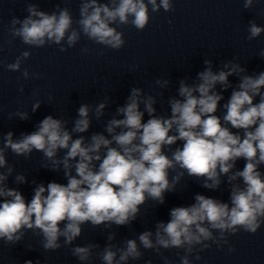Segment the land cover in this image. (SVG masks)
Masks as SVG:
<instances>
[{"label":"clouds","instance_id":"obj_1","mask_svg":"<svg viewBox=\"0 0 264 264\" xmlns=\"http://www.w3.org/2000/svg\"><path fill=\"white\" fill-rule=\"evenodd\" d=\"M258 2L243 0V8L252 9ZM161 9L173 11V0H80L76 20L67 7L57 6L49 14L29 4L24 19H11L9 43L18 38L30 47L57 45L60 52H65L83 35L94 44L119 50L126 41L118 28L131 25L143 31L151 20L150 12L159 13ZM246 30L249 41L264 33V27L254 19ZM81 51L87 53L89 48ZM30 55L23 51L6 65L7 70L21 72ZM258 55L264 58V49ZM203 63L204 69L191 82L188 78L179 80L176 95L167 99L168 115L157 114V97L162 102V92L153 95L132 87L103 131L84 135L89 133L93 118L100 121L114 102L109 96L95 106L82 103L74 119L48 115L30 133L15 137L9 131L0 137V247L22 244L30 231L41 237L44 252L68 247L80 264H91L94 254L102 264H128L129 260L143 258L141 249L152 250L164 264L170 262L162 249L182 250L180 264H192V259L199 261L200 253L212 245L218 249L229 245L230 236L241 231L256 234L264 225V71L249 74L236 56L215 69L212 60ZM21 75L24 79L42 78L28 69ZM233 76L238 79L235 85L229 79ZM155 84L166 89L170 80L158 78ZM229 89L223 115H217L225 100L223 93ZM19 91H24L22 85ZM40 105L36 100L31 111L35 113ZM13 117L30 118L29 112L19 109L8 114L9 120ZM9 150L25 159L34 151L42 153V168L62 170L67 183L36 184L27 201L18 188L8 185L15 172L7 160ZM241 159L245 164L239 169L237 161ZM185 174L210 191L220 190L226 182L228 201L197 193L194 203L172 208L167 222L158 221L154 231L139 233L122 245L112 243L116 238L112 231L103 248L95 243L74 245L85 224L93 228L103 225L105 229L131 226L141 206L148 200L163 205L165 194L177 192ZM13 182L21 185L28 181L23 173H17ZM26 247L33 250L31 245ZM234 251L229 245L228 252Z\"/></svg>","mask_w":264,"mask_h":264}]
</instances>
